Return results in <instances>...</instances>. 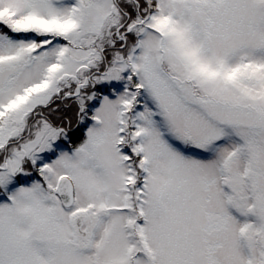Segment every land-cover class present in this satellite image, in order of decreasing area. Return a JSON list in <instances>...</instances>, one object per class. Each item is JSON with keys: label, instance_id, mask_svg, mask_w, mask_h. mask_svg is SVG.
<instances>
[{"label": "snow or ice", "instance_id": "6c2138e0", "mask_svg": "<svg viewBox=\"0 0 264 264\" xmlns=\"http://www.w3.org/2000/svg\"><path fill=\"white\" fill-rule=\"evenodd\" d=\"M0 264H264V0H0Z\"/></svg>", "mask_w": 264, "mask_h": 264}, {"label": "rangeland", "instance_id": "374dc122", "mask_svg": "<svg viewBox=\"0 0 264 264\" xmlns=\"http://www.w3.org/2000/svg\"><path fill=\"white\" fill-rule=\"evenodd\" d=\"M57 106L59 107V111L50 115V119L54 123L57 124L60 123L61 116L73 119V121L75 122V111H74L75 106L72 101H68L67 106H65L64 102L57 101L56 104L53 105V107H57ZM82 132L83 130L76 133V135L73 138L74 143H78L79 140L82 139ZM68 147L70 148L72 147V145H69Z\"/></svg>", "mask_w": 264, "mask_h": 264}]
</instances>
